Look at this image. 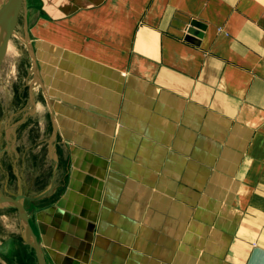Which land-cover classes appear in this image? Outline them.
<instances>
[{"label":"crops","instance_id":"obj_1","mask_svg":"<svg viewBox=\"0 0 264 264\" xmlns=\"http://www.w3.org/2000/svg\"><path fill=\"white\" fill-rule=\"evenodd\" d=\"M26 21L46 263L264 264V0H30Z\"/></svg>","mask_w":264,"mask_h":264},{"label":"rangeland","instance_id":"obj_2","mask_svg":"<svg viewBox=\"0 0 264 264\" xmlns=\"http://www.w3.org/2000/svg\"><path fill=\"white\" fill-rule=\"evenodd\" d=\"M8 1L0 0V8ZM29 5L30 0H23L0 62V197L16 201L0 199V264H40L28 239L24 217L33 233V210L45 204L44 199L33 201V194L46 188L55 164L49 154L55 143L51 137L54 128L35 81L33 33L26 21ZM11 6L3 15L7 24L13 12ZM33 103L42 107L36 108ZM43 254L49 257V252L44 250Z\"/></svg>","mask_w":264,"mask_h":264},{"label":"water","instance_id":"obj_3","mask_svg":"<svg viewBox=\"0 0 264 264\" xmlns=\"http://www.w3.org/2000/svg\"><path fill=\"white\" fill-rule=\"evenodd\" d=\"M11 3V4H9ZM23 3V0H9L8 2H3L1 8H0V21L2 20L1 18H3V15L6 13L5 11L9 8V5H12L11 7L13 8V12H12V16L10 17L9 23L7 24V26L5 27L4 30V34H3V38H2V43L0 45V62L1 60L4 58L5 53L7 51V45L8 42L10 41L11 35L14 32V28L17 22V17L19 14V10L21 8V5ZM199 25V23L195 20L191 23V25L188 28L189 33L191 34H195L198 37H201L203 35V32L201 30H197L195 28V26ZM201 26V25H199ZM202 29V26H201ZM1 199V197H0ZM2 200H6L7 202H16L15 200H12L8 197H3L1 199ZM21 208V210L23 211L24 214H26L23 210V208L21 207V205L19 206ZM27 216L24 217L25 219V226H26V230H27V234L29 236L28 239H30V243L34 246V248L36 249L40 264H47L44 258V254L42 251V247L40 245V243L38 242L36 236L34 233H32L31 228L29 223L27 222Z\"/></svg>","mask_w":264,"mask_h":264},{"label":"bare ground","instance_id":"obj_4","mask_svg":"<svg viewBox=\"0 0 264 264\" xmlns=\"http://www.w3.org/2000/svg\"><path fill=\"white\" fill-rule=\"evenodd\" d=\"M2 20L0 21V45L2 43V38L4 34L5 27L7 26V23H5L4 19L1 18ZM10 41L8 42L7 48L9 46Z\"/></svg>","mask_w":264,"mask_h":264}]
</instances>
